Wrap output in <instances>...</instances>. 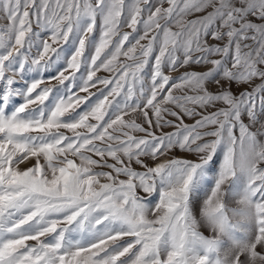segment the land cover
Here are the masks:
<instances>
[{
    "label": "snow or ice",
    "instance_id": "6c2138e0",
    "mask_svg": "<svg viewBox=\"0 0 264 264\" xmlns=\"http://www.w3.org/2000/svg\"><path fill=\"white\" fill-rule=\"evenodd\" d=\"M0 264H264V0H0Z\"/></svg>",
    "mask_w": 264,
    "mask_h": 264
},
{
    "label": "rangeland",
    "instance_id": "374dc122",
    "mask_svg": "<svg viewBox=\"0 0 264 264\" xmlns=\"http://www.w3.org/2000/svg\"><path fill=\"white\" fill-rule=\"evenodd\" d=\"M100 75H104V73H100ZM26 166H28V165H22L21 167H26ZM205 234H207V233H205Z\"/></svg>",
    "mask_w": 264,
    "mask_h": 264
}]
</instances>
